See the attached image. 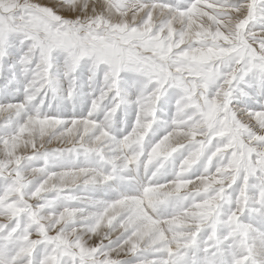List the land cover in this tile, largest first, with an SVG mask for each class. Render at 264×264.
Returning <instances> with one entry per match:
<instances>
[{
    "label": "snow or ice",
    "instance_id": "snow-or-ice-1",
    "mask_svg": "<svg viewBox=\"0 0 264 264\" xmlns=\"http://www.w3.org/2000/svg\"><path fill=\"white\" fill-rule=\"evenodd\" d=\"M0 264H264V0H0Z\"/></svg>",
    "mask_w": 264,
    "mask_h": 264
},
{
    "label": "rangeland",
    "instance_id": "rangeland-1",
    "mask_svg": "<svg viewBox=\"0 0 264 264\" xmlns=\"http://www.w3.org/2000/svg\"><path fill=\"white\" fill-rule=\"evenodd\" d=\"M64 145H60V144H53V145H49L48 147H63ZM191 187V186H190Z\"/></svg>",
    "mask_w": 264,
    "mask_h": 264
}]
</instances>
